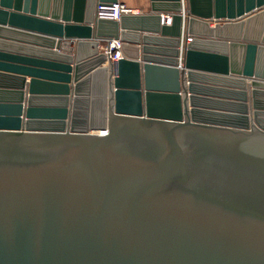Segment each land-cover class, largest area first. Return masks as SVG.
Here are the masks:
<instances>
[{
  "label": "water",
  "instance_id": "water-1",
  "mask_svg": "<svg viewBox=\"0 0 264 264\" xmlns=\"http://www.w3.org/2000/svg\"><path fill=\"white\" fill-rule=\"evenodd\" d=\"M118 1L0 0V264H264V0Z\"/></svg>",
  "mask_w": 264,
  "mask_h": 264
},
{
  "label": "built area",
  "instance_id": "built-area-1",
  "mask_svg": "<svg viewBox=\"0 0 264 264\" xmlns=\"http://www.w3.org/2000/svg\"><path fill=\"white\" fill-rule=\"evenodd\" d=\"M140 13L138 10H135L125 3L118 1L113 4L108 5H98L97 7V16L100 18H111L120 20L122 15L124 14H138ZM172 18L171 15H167V23L171 24ZM191 40V38H189ZM104 53L107 55L108 61H118L122 58V42L119 39H112L109 44L104 46ZM183 52V49H182ZM182 59V58H181Z\"/></svg>",
  "mask_w": 264,
  "mask_h": 264
},
{
  "label": "bare ground",
  "instance_id": "bare-ground-1",
  "mask_svg": "<svg viewBox=\"0 0 264 264\" xmlns=\"http://www.w3.org/2000/svg\"><path fill=\"white\" fill-rule=\"evenodd\" d=\"M165 19L167 18V16L165 17V16H163ZM213 24V23H212ZM189 40V39H188ZM182 48V47H181ZM232 51H233V61H234V63H235V65H237V64H239V58H238V55H237V53H238V49H237V47L236 46H233V48H232ZM123 52V51H122ZM30 82V81H29ZM210 83V85L211 86H218V85H220V84H215L216 82H209ZM16 84H17V79H15V78H8V77H6L5 76V78L4 79H0V85H8V86H16ZM18 86V85H17ZM16 86V87H17ZM218 87H221V86H218ZM98 101H99V99H97ZM214 104V103H213ZM76 117L80 120V121H82L83 119H84V111H78L77 113H76ZM40 124H43V123H45L46 121H47V119H53L54 118V116H52V117H41L40 116ZM96 121L98 122V121H100V119L99 118H96ZM106 130H99V131H95V133L96 134H106Z\"/></svg>",
  "mask_w": 264,
  "mask_h": 264
},
{
  "label": "crops",
  "instance_id": "crops-1",
  "mask_svg": "<svg viewBox=\"0 0 264 264\" xmlns=\"http://www.w3.org/2000/svg\"><path fill=\"white\" fill-rule=\"evenodd\" d=\"M123 3H125L126 5H128L129 7L138 10L139 12H147L150 6V0H119ZM164 16L166 17V15L164 14ZM213 25V24H212ZM13 39H16L18 42L20 41H28L30 42L31 45L36 46V44H41L42 42L37 41L35 39L32 38H26L20 35H13L11 36ZM65 50H71V48H66ZM31 80V77L28 76L27 78V82H29Z\"/></svg>",
  "mask_w": 264,
  "mask_h": 264
}]
</instances>
